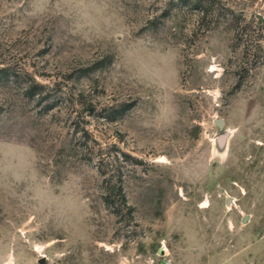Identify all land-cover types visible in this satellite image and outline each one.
Wrapping results in <instances>:
<instances>
[{"label":"rangeland","instance_id":"374dc122","mask_svg":"<svg viewBox=\"0 0 264 264\" xmlns=\"http://www.w3.org/2000/svg\"><path fill=\"white\" fill-rule=\"evenodd\" d=\"M0 264H264V0H0Z\"/></svg>","mask_w":264,"mask_h":264},{"label":"water","instance_id":"95a60500","mask_svg":"<svg viewBox=\"0 0 264 264\" xmlns=\"http://www.w3.org/2000/svg\"><path fill=\"white\" fill-rule=\"evenodd\" d=\"M43 259H44V257H43Z\"/></svg>","mask_w":264,"mask_h":264}]
</instances>
